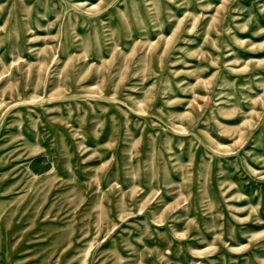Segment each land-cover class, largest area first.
<instances>
[{
    "label": "rangeland",
    "instance_id": "1",
    "mask_svg": "<svg viewBox=\"0 0 264 264\" xmlns=\"http://www.w3.org/2000/svg\"><path fill=\"white\" fill-rule=\"evenodd\" d=\"M0 264H264V0H0Z\"/></svg>",
    "mask_w": 264,
    "mask_h": 264
}]
</instances>
